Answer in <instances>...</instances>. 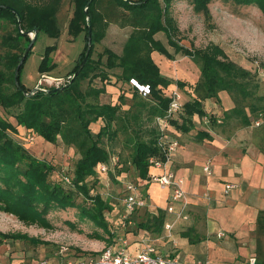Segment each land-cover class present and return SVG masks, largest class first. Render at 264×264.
I'll list each match as a JSON object with an SVG mask.
<instances>
[{
    "label": "trees",
    "instance_id": "1",
    "mask_svg": "<svg viewBox=\"0 0 264 264\" xmlns=\"http://www.w3.org/2000/svg\"><path fill=\"white\" fill-rule=\"evenodd\" d=\"M63 1L0 0V38L1 46L6 49L0 57V107L5 111L18 109L14 115L16 124L0 114V210L12 213L21 220L50 227L53 224L48 216L52 211L72 209L77 212L79 220L93 225L88 232L91 238L113 246L119 238L120 226L112 219V213L119 201L112 192H107L105 196L98 188L99 173L102 172L100 167L108 165L107 173L112 174L114 183L119 176H123L122 182L126 181L129 177L125 173L129 167L122 163L121 151L127 150L128 165L136 174V179L130 180H148L151 158H164L156 117L164 115L169 107L171 84L178 85L190 97L184 102L182 121H172L184 131L190 129L195 115L207 117L210 126L223 122L226 115L208 113L206 108V100L212 97L219 100L222 90L234 97V112L242 115L244 125L251 124L250 117L244 114L246 106L257 112L258 118L264 117V110L259 113L255 102L257 99L264 100V97L258 96L259 79H255L256 73L232 60L220 44L190 48L181 44V39L176 37L180 28L171 11L174 0H72L74 11L68 33L75 41L85 32V49L78 64L69 73L71 78L67 83L32 93L34 88L23 82L21 70L16 82V67L32 40L31 32L36 33L35 42L42 33L54 38L61 36L58 16ZM212 1L191 0L196 9L203 10L209 17ZM225 1L244 6L257 5L264 14V0ZM112 22L130 28L121 52L107 47L97 59L92 58L94 45L105 38ZM90 29L92 48L89 57L79 74L74 76L86 56ZM159 32L166 35L168 46L174 47L176 54L189 56L199 64L197 81L174 80L162 73L152 53L159 51L169 59H175V54L156 38ZM55 48V45L47 47L40 65L41 73L52 71L56 65L49 55ZM104 55L107 56L105 62ZM117 68L121 69V73L113 74L111 71ZM112 76H116L115 84H130L132 94L121 88L119 102L101 103L98 101L100 94L105 92V83L112 82ZM87 78H99L103 82L102 87L91 85L83 90L82 81ZM133 80L147 87L148 92L141 91ZM187 86H190L192 94ZM127 99L131 102L128 103ZM219 118L221 122H218ZM99 120L103 123L95 132L90 125ZM18 126L33 131L47 142L75 147L79 158L73 173L59 172L50 160L38 159L18 139ZM203 136L210 137L206 132ZM112 159L116 160L115 163ZM114 168L117 171L114 172ZM141 209L126 215L124 206L125 214L121 217L124 232L145 230L163 234L165 211L157 209L137 221L136 216ZM69 222L75 224L76 221ZM0 236V244L3 238H16L6 233H0Z\"/></svg>",
    "mask_w": 264,
    "mask_h": 264
},
{
    "label": "crops",
    "instance_id": "2",
    "mask_svg": "<svg viewBox=\"0 0 264 264\" xmlns=\"http://www.w3.org/2000/svg\"><path fill=\"white\" fill-rule=\"evenodd\" d=\"M152 56L154 58V53ZM161 62L164 66L158 64L165 75L164 69L171 65ZM111 72L119 74L121 69ZM185 76L190 75L187 73ZM199 76L200 71L196 79H184L194 83ZM258 79V96L264 97V77L258 76ZM115 80L105 83V92L99 97L101 103L119 102L125 83L115 84ZM175 88L181 90L176 84L169 86L170 91ZM186 89L192 94L190 86ZM184 93L185 102L190 97ZM255 102L261 113L264 100ZM206 108L208 113L226 115V118L220 124L210 126L205 116L195 115L188 131L172 124L169 133L179 140V148L168 166L151 169L157 174L173 170L185 179L190 197L189 219H176L174 213L167 211L169 188L142 180L148 203L138 212L136 220L162 209L165 211V224L175 221L173 235L169 238L165 231L163 234L145 230L124 232L122 219L117 217L121 209L119 205L124 204L120 180L123 176H119L117 185L121 184V187H116L114 193L110 191L120 203H115L112 213V219L120 226L119 238L112 245H123L122 240L126 239V250L130 253H137L147 244H153L161 252L177 254L184 261L209 259L212 264H249V259L256 257V264H264V117L258 118V113L246 106L244 114L250 117L251 124L244 125L242 115L234 112V97L226 90L219 92V100L215 97L207 99ZM256 121L261 124L256 125ZM99 122L103 121L97 122L98 128L101 126ZM18 129L19 132L30 131L23 126H18ZM205 132L210 137L203 136ZM207 164L210 165L209 171L204 170ZM227 183L235 185L229 192L225 191ZM222 232L224 235L220 237ZM3 249L4 246L0 245V251Z\"/></svg>",
    "mask_w": 264,
    "mask_h": 264
},
{
    "label": "rangeland",
    "instance_id": "3",
    "mask_svg": "<svg viewBox=\"0 0 264 264\" xmlns=\"http://www.w3.org/2000/svg\"><path fill=\"white\" fill-rule=\"evenodd\" d=\"M73 11L72 0H64L58 16L59 26L62 30L61 36L54 38L42 33L35 42L21 69V79L27 86L35 88L39 85L38 81L44 75L40 72V65L47 47L51 45L56 46L49 53L56 65L47 74L63 79L64 81L59 86L67 83L68 75L78 64L80 54L86 45L85 32L75 41L68 33V24ZM171 11L180 28V32L176 37L181 39L182 45L190 48L192 46L205 47L211 43L220 44L232 60L256 73L255 79H258L257 76L264 77V14L257 5L244 6L231 1L214 0L209 5V11H211L209 17L203 10L196 9L191 0H174ZM129 32V27L123 28L112 22L108 27L105 38L94 45L92 58L97 59L107 47L121 52ZM156 38L162 40L169 50L175 54V59L169 60L167 56L159 51L153 52L157 63L163 65L161 61H164L171 65L169 68L164 67L165 75L174 80L196 79L200 71L199 64L189 56L176 54L174 47L168 46L167 37L164 33L159 32L156 34ZM5 52L6 49L1 46L0 38V57ZM106 58L107 56L104 55V62ZM113 71H116V69ZM187 73L190 75L189 77L185 76ZM115 77H111L112 82L116 79ZM101 83L103 84L99 78L94 80L87 78L82 81L81 88L86 90L91 85L99 87ZM57 85L44 83L39 86L47 89L49 86L59 87ZM122 88L129 95L132 94L130 84L126 83ZM181 92L183 95L185 94L182 89ZM127 97L130 98L131 96ZM89 100H92V98ZM98 101L101 100L98 99ZM127 102L130 103L131 99H127ZM17 112V108L5 111L0 107V114L15 124L14 115ZM99 125H102V122H99ZM90 126L95 132L101 127L98 128L97 122L92 123ZM19 135L18 139L38 159L50 160L56 165L59 172L62 171L68 175L73 173L75 162L79 158L75 147L47 142L33 131H20ZM121 153L122 163L125 164V167H129L128 172L125 173L129 177L127 180L136 179L132 166L128 165V151L123 150ZM116 160H113V163ZM115 171L117 169L114 168ZM111 175L109 172L99 173L98 188L105 193V196L107 192L112 191L114 193L116 187H121V184L117 185L119 180L116 178L117 181L114 183ZM122 186L124 189L123 182ZM119 206L121 209H119L120 213L117 214V217L121 218L125 212L124 208L122 209L123 204ZM48 217L53 226L45 227L38 223L21 220L12 213L0 210V233L13 234L16 237L3 238L0 244L4 246V249L0 251L1 263L32 264L44 258L57 261L65 257L94 255L106 247L104 242L88 235L93 225L86 224L84 220H79L75 210H54ZM73 219L76 221L75 224L69 222ZM0 238L2 237L0 236Z\"/></svg>",
    "mask_w": 264,
    "mask_h": 264
},
{
    "label": "built area",
    "instance_id": "4",
    "mask_svg": "<svg viewBox=\"0 0 264 264\" xmlns=\"http://www.w3.org/2000/svg\"><path fill=\"white\" fill-rule=\"evenodd\" d=\"M71 76L68 77L69 81ZM45 81V82H44ZM64 80L58 77H54L50 74L44 73L39 81L40 84H50L59 86ZM134 85L138 86L141 91L148 92V88L141 86L137 81L133 80ZM38 85V86H39ZM40 87V86H39ZM171 102L164 115H159L156 117V122L160 128L161 136L159 139V145L163 152L164 158L157 159L151 158V163L153 168H163L171 163L172 158L176 154L180 142L177 138L171 137L169 133L170 126L174 119H178L183 114L184 100L182 92L179 88H175L171 91ZM207 118V117H206ZM208 121V118H207ZM218 122H221L219 118ZM256 125H260V121L255 122ZM115 160V159H113ZM102 172L108 171V165L102 164L100 167ZM205 171L210 170V165L207 164L204 167ZM70 181V178H67ZM149 181L157 182L162 187H167L170 189V201L167 206V211L172 212L176 215V219H189V205L190 197L185 187V179L183 177L177 176L176 172L173 170H167L162 174H157L153 171L150 172ZM124 183V193H123V203L126 210V215L135 212L138 209L144 208L148 201L144 189V184L139 181L126 180ZM235 185L232 183L226 184V192H229ZM178 206V207H176ZM125 215V216H126ZM175 221L168 222L165 224V232L168 237H172L173 228ZM224 233H219V236H223ZM126 239L122 240L123 245H113L106 246L100 252L81 257H65L54 261L49 258H44L36 263L32 264H212L209 259H200L196 261H184L177 254H165L161 252L155 245L147 244L137 253H130L126 250ZM256 257L249 259V264H256ZM0 264L1 260H0Z\"/></svg>",
    "mask_w": 264,
    "mask_h": 264
},
{
    "label": "water",
    "instance_id": "5",
    "mask_svg": "<svg viewBox=\"0 0 264 264\" xmlns=\"http://www.w3.org/2000/svg\"><path fill=\"white\" fill-rule=\"evenodd\" d=\"M30 36L32 38L31 42L29 43V45L27 46V49L24 53V55L22 56L21 58V61L20 63L18 64V66L16 67V70H15V78H16V82L18 83V79L20 77V70H21V67L22 65L24 64L29 52L31 51V49L33 48L34 46V43H35V36H36V33L34 32H31L30 33ZM88 38H89V41H88V48H87V51H86V56L85 58L83 59V61L81 62L80 64V68L79 70L75 73L74 76H77L79 74V72L82 70V68L85 66L86 64V61L89 57V54H90V51H91V48H92V31L91 29L89 30V34H88ZM35 90H47L46 88H42V87H35L34 90L32 91V93L35 91Z\"/></svg>",
    "mask_w": 264,
    "mask_h": 264
}]
</instances>
